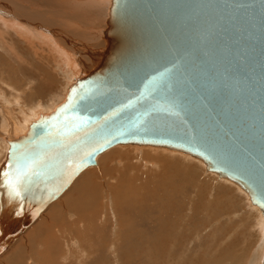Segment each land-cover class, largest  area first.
I'll list each match as a JSON object with an SVG mask.
<instances>
[{"label": "bare ground", "instance_id": "6f19581e", "mask_svg": "<svg viewBox=\"0 0 264 264\" xmlns=\"http://www.w3.org/2000/svg\"><path fill=\"white\" fill-rule=\"evenodd\" d=\"M112 1L110 8L92 5L89 0H55L52 2L57 5L55 7L39 6L34 8L29 5H23L16 0H0V22L6 28L21 33L25 39L24 42H27L23 44L25 45V49L20 48V51L24 55L17 51L13 53L22 60L23 65L28 63V60L24 59L25 56L28 59L34 58L42 70H47L44 73L42 72L43 75L50 76L48 79L43 77H39L36 80L29 79L31 87H26V90L24 89V84L22 89L13 88L18 86L11 78L9 80H1V84L5 90H0V103L2 104L3 102V105H0V124H2L0 132L4 134V136L0 135V164L7 160L10 142L26 136L30 130V126L34 122L41 116H48L54 112L57 108L54 107L55 105L59 106L65 102L70 89L78 80L86 79L90 75L99 74L101 67H106L108 72L100 73L102 76L94 80L99 82L94 86L96 88L95 95L101 96L97 99L100 102L97 105H105L112 101L111 93L118 95L121 91L126 92L130 90L124 81L138 80L136 74L148 72L146 69L149 65L146 64L147 59H157L158 56L147 52L160 48L161 43L157 41L159 29H156V31L151 29L150 33L147 34L148 37L143 36L142 33L147 17L128 5H124L121 9L116 8V11H114ZM104 2L105 5H109L110 0H104ZM248 15L251 24L250 28L243 34V37L251 43L264 33V0H255L249 6ZM34 40L36 42L35 45L32 44ZM38 47L44 48V50H38ZM47 47H51L54 50L51 68L49 64L50 59L45 55ZM251 49L252 52L245 59L252 60L250 63L251 73L262 74V81L258 82L251 77L222 79L217 72L213 73L211 68L206 69L205 65L192 68L189 67L188 63H184L187 66L185 69H179L172 73L174 84L171 83L169 88L173 89V92L168 91V95L165 97L168 99L187 98L188 101L195 103L192 112L198 113L200 109L202 110V106L196 102L202 101L197 100L195 102L197 97L193 101L188 98L189 93H191V87L188 84L193 78L201 77L205 79L209 103L214 105L226 117L225 123L222 126L223 131L228 134H236L235 124L238 126L237 121L239 120H242L246 126L264 129V114L260 112V110L264 109V37L262 36L261 43L251 45ZM145 50L146 52L139 57V51ZM157 55L159 54L157 53ZM138 65L139 67H137ZM127 72L134 74V76L125 78L124 74H128ZM26 73L25 71H21L20 75L28 77ZM51 76L58 79L64 76L67 78L64 81H68V83L72 81L69 90H63L65 92L64 95L59 96L57 94V96L55 95L56 93L54 94L55 89L60 87L62 83L59 82L57 85L56 80ZM160 77L162 79V76ZM158 80V76L155 75V83ZM34 82L40 85L35 86V90L39 91V99L41 101L35 105H29L24 97L27 95L26 93L30 92ZM224 90L232 93L228 97H225ZM53 96L55 98V105L48 107L46 104H49L53 99L50 98V101L44 102L45 99L43 98ZM102 96H107V98L103 97V99ZM251 109L255 110L256 113L252 114ZM29 115L33 117L29 119ZM192 118H195V120L192 123L187 122V124L193 125V123L202 119V114L199 116L194 115ZM178 123L179 128L181 120ZM182 123H184L183 120ZM244 131L252 130L244 128ZM162 135L167 136L165 134ZM167 137L174 139L170 136ZM71 145L73 144L68 143L61 148H55L57 149L58 156L56 160L57 164L52 161L55 157L44 155V165L39 170L37 177L32 181L24 179L20 174L15 175L13 173L14 162L19 160L17 154L13 155L12 162H10L7 170L8 176H4L0 182V264H44L47 260V254L54 255L56 253V255H60V252L61 259L64 262L66 260L65 252L68 256H71L72 250L74 251L72 257H83V259L77 261L78 264H100V261L105 264L146 263L139 258L140 255H144L148 263H150L154 258H157L156 256L158 255L156 254H165L167 252L164 243L168 242V237L171 233L186 232V228L184 229L181 221L182 219L185 221L186 215L183 218V214H179L184 211L185 207L184 201H181V198L185 196L184 188L189 184H194L192 181L197 178L199 180V177L197 176L195 179L191 177L192 175L188 177L191 172L187 168L190 173L186 174L188 171L186 172L185 169L189 166L188 163H191L194 166L193 168L200 169V164L196 163L199 159L168 148L117 145L103 152L108 153L110 150V153L106 156L102 157L103 153L100 154L96 158V162L97 160L99 161L96 166H90L75 174V168L80 158L75 162H69L70 164H67V169L63 166L70 154L75 155L78 153ZM85 145L87 144L85 143ZM121 146L122 148H120ZM125 147L128 149H125ZM130 147H137V149L133 148V150H139L136 156ZM36 149L39 148H35V151ZM86 149H81L80 157L85 155ZM159 155L170 157L173 160H169V158L163 161ZM174 160L178 161L181 166L184 165L186 167L182 168L173 162ZM113 161L121 164L125 162L124 176L126 178L116 185L106 181L112 166L110 164ZM137 163L156 169L164 167L165 171L159 176V182H165L157 185L154 184L156 186L153 185L155 187L153 188V186H148L145 182L143 183L136 174L133 181L134 178L130 174L131 176L129 177L132 178L133 184L137 181L140 183L138 182L139 184L134 185V198L127 200L128 196L125 191L124 182L129 178L128 172L134 171ZM31 164L32 159L27 158L24 166ZM36 165L35 161V165L31 166ZM97 166H99L98 171L91 170ZM190 168L192 169L191 166ZM202 172L204 173L205 171L203 170ZM207 172L206 176L208 178L211 175L218 176ZM146 174L149 176L148 173ZM196 175L194 173V176ZM217 178L223 182L220 183L222 185H217V182L215 183L222 191L233 186L229 183L230 180L219 176ZM148 179L150 178L148 177ZM216 186L212 187L210 191L211 196L213 189L217 193ZM235 189L237 195L239 193L242 194L238 188ZM168 190L174 191L175 202H171L172 200L169 199ZM16 192H19L20 195L17 196ZM198 192L201 193L200 191ZM195 193H193L194 196H196ZM227 194L226 197H224V194L220 196L231 202L232 193L228 192ZM121 200H124L122 205H120ZM216 201H218V198ZM228 204L227 202V206ZM245 204L246 210L241 209V212L233 214L232 217L240 218L241 216L243 219H241V222H245V220L248 221L246 215L251 217L249 215L250 212H255L256 223L260 227L259 231L262 228L264 230V215H261L263 212L252 205L251 201L249 204ZM168 206L169 209L167 210ZM230 209L228 207L225 211L219 210L218 212L223 214ZM89 210H92V213ZM143 210H147L145 221L142 216ZM156 210L164 220L169 219V213L173 215L178 214L182 219H179L174 224L166 223L165 221L158 224L154 217ZM211 211L214 212L215 210ZM67 212V215L64 214ZM106 212L112 215L113 218L109 222L114 224V226H121V223L125 220L129 222L130 230L123 240L119 236H116L114 239L113 237L108 239V236L92 239L93 234L87 232V229L96 230L100 227ZM260 212L262 213L260 214ZM64 218H68L67 223H64ZM121 219L122 222L120 221ZM144 225L145 228H143ZM249 228L256 231L257 226L252 222ZM65 230L68 231L66 232ZM71 230L75 231L80 239H84L87 242L94 241V243L85 245L84 243L74 241L72 236H70ZM184 240L180 242L184 244ZM180 242L179 246H182ZM160 244L163 245V250H161ZM258 244L260 245L258 251L256 250L257 252L249 264H259L260 260L263 259L260 257L259 251L264 248V240ZM233 248L230 247L232 250ZM134 252H136L135 257L133 256ZM262 252L264 251H261V254H264ZM261 256L264 257V255ZM233 257L230 252L225 259L227 261L231 258L233 259ZM174 263L177 262L175 261ZM212 263L214 264L215 262ZM212 263L211 261H206L201 264Z\"/></svg>", "mask_w": 264, "mask_h": 264}, {"label": "water", "instance_id": "95a60500", "mask_svg": "<svg viewBox=\"0 0 264 264\" xmlns=\"http://www.w3.org/2000/svg\"><path fill=\"white\" fill-rule=\"evenodd\" d=\"M254 1L113 0L114 11L128 5L147 17L143 36L148 37L151 29H159L160 48L147 52L158 56L157 59H147L148 72L136 74L138 80L124 81L130 90L118 95L111 93L112 101L105 105H97L101 96L95 95L94 86L99 82L94 80L102 76L100 73L108 72L106 67H101L99 74L78 80L65 102L34 122L26 136L10 142L7 160L0 169V182L15 154L19 160L14 162L13 173L32 181L44 165V155L55 157L52 161L57 164L55 148L68 143L78 153L70 154L63 166L67 169L69 162L80 158L75 174L96 166V158L111 147L155 146L199 159L208 172L239 185L249 195L252 205L264 214V129L246 126L239 120L238 126L235 124L236 134L223 131L226 117L209 103L205 79L201 77L193 78L188 84L191 87L188 98L202 101L196 102L202 106L198 113L192 112L195 103L187 98L165 97L168 91L173 92L169 88L174 84L172 73L185 69L184 63L192 68L205 65L222 79L251 77L262 81V74L251 73L252 60L245 59L252 52L251 45L261 43L264 37L263 33L251 43L243 37L250 28L248 9ZM145 52L139 51V57ZM155 75L159 78L156 83ZM132 76L124 74L125 78ZM231 93L224 90L225 97ZM260 112L264 114V109ZM200 114L202 119L187 124L195 120L192 116ZM244 128L252 131L246 132ZM35 148L39 149L35 151ZM82 148L87 151L80 157ZM27 158L32 159L31 165L36 161L38 166H24Z\"/></svg>", "mask_w": 264, "mask_h": 264}, {"label": "rangeland", "instance_id": "374dc122", "mask_svg": "<svg viewBox=\"0 0 264 264\" xmlns=\"http://www.w3.org/2000/svg\"><path fill=\"white\" fill-rule=\"evenodd\" d=\"M11 1H13V0H11ZM16 1L21 3V4H23V5H29V6H32L34 8L35 7H39V6H51V7L57 6L56 4L52 3L55 0H16ZM61 1H63V0H61ZM89 2H90V4L95 5V6H99L101 8H104L105 6H106L105 8H110V4H111V0L109 2V5L108 4L105 5L104 0H89ZM24 41H25V39L21 35V33H17L13 29L6 28L0 22V90L1 89L5 90L4 87L1 84V80H7V79L9 80L11 78V79H13L15 81V84L18 86V87H13V88H15V89L21 88L22 89L23 88L22 86L24 84V89L26 90V87H31L30 83H29V79L30 80H36V79H39V77H43V78L48 79L50 77V76H44L43 75V73L46 72L47 70L46 69L42 70L37 65V62L34 60V58L28 59L25 56L24 59H27L28 63H25L23 65L22 60L17 55H15L13 53L14 51H17V52L22 54V52L20 51V48L25 49V45H23V44L27 43V42H24ZM32 44L33 45L36 44L35 40H34V42ZM42 49L44 50V48H42ZM42 49L38 47V50H42ZM53 51L54 50H52L51 47H47L46 48L45 55L47 56V58L50 59V61H49L50 68L52 66V60L54 58V52ZM22 55H24V53ZM21 71L27 72L26 74H27V76L29 78L26 77V75H23V77H22L20 75ZM51 77L56 80L57 85H58L59 82L62 83V85L60 84V87L55 89L54 94L56 93L55 95L58 94L59 96L64 95L65 94L64 91L66 89L69 90V86H70L72 81L69 82V83H68V81L67 82L64 81V80L67 79L64 76L59 78V79L58 78H54V76H51ZM35 86H40V85H39V83H37V82L35 83L34 82V85H32V89L30 90V92L28 91L29 93H26L27 95H25V97H24V98H26L27 103L29 105H31V104L35 105L36 103L41 101L39 99V95H40L38 93L39 91L35 90ZM61 91H62L63 94L61 93ZM50 98H52L53 100H51ZM43 99H45L44 102H46V101L48 102V101L51 100L49 102V104L45 103L46 105H48V107H50L52 105H55L54 96L53 97H48V98H43ZM0 105L2 106L3 102H2V104L0 103ZM54 107H58V106L55 105ZM31 117H33V116L29 115V119ZM0 126H2V124H0ZM0 135L4 136V134H2V132H0ZM120 148H122V146ZM130 148H132L131 151L136 156V154H137V152L139 150H133L134 147H130ZM118 149H119V147H118ZM125 149H128V148L125 147ZM134 149H137V147H135ZM143 149H147V148H143ZM155 149H161V148H155ZM109 153H110V150L108 151V153L107 152L103 153V156L102 155L101 156L104 157V155L106 156ZM159 157L163 161L170 158V157H166V156H162V155H159ZM171 159L172 158H170L169 160H171ZM183 161H188V160H183ZM5 162H1L0 169L4 165ZM97 162H99V161L97 160ZM173 162H175L176 164L180 165V163L178 161H176V160H174ZM196 163L200 164V165L198 164L199 168H200L198 170L196 168H193L194 166L191 163H188L189 164V166L187 165L188 167H186L184 165H182V166L180 165L182 168L186 167V169H185L186 172L188 171L187 168H189V170H190V172L192 174L188 171V173H186V174L190 173V175H188V177H190L191 175H192L191 177H194L193 179L197 178V176L199 177V180H198V178L196 180H193L191 178L193 180L192 182H194V184L192 183V184H189L187 186L185 185L186 188H184L186 197L185 196L182 197L181 201H184L185 207H184V211L180 212L179 214H183L182 215L183 218L186 215L185 216V218H186L185 221L178 214L173 215V214L169 213V219H165L164 220V219L161 218V216L159 215L160 213L157 210L154 213L155 221L158 224H160L163 221H165L166 223L174 224L179 219H182L181 220L182 221V225L184 226V229L186 228V232L184 233L183 231H181V232H173V233H171V235L168 237V242L164 243V247H166V249H167V252L165 254H156V255H158V256H156L157 258H154L150 263H148V260L145 258L144 255H140L139 258L144 260L146 263L139 262L138 264H177V263H179V264H201V263H204L206 261L207 262L211 261V263L215 262L214 264H222V263L223 264H249L251 262L253 256L255 255V253L258 251V247L260 246L258 243H261L264 240V237H263L264 230L262 228L261 231H259L260 227L256 223L255 212H252V211L250 212L249 215L251 217L246 215L248 221L245 220V222H241V219H242L241 216H240V218L232 217L233 214H235L237 212H241V209L242 210L243 209L246 210L245 209V206H246L245 203L249 204V202H250V197L248 196V194L245 193L238 185H236L235 183L230 182V181H229V183L231 185H233L234 188L232 186V187H228L225 191L224 190L222 191L215 184L216 182H217V185H222L220 183H223L217 178L218 176H212L211 175L212 178L209 179L211 176L209 178H208V176H206V172L207 171H206V166L204 165V163L201 162L200 160H197ZM110 165H112V166L110 168L109 174L107 175L106 181H108L109 183H112L113 185H116L122 179L126 178V176H124L125 162H123L121 164V163H116V162L113 161V162H111ZM135 166H136V168L134 169V171H129L128 172L129 173L128 177L132 175V178H134L133 181L135 180V177L137 176V177H140V179L142 180L143 183L145 182L146 185L148 184V186H151V187L154 184L157 185V184H162V183L165 182V181L164 182H159V176L162 174V172L164 173V171H165L164 167L156 169L154 167L145 166V165L143 166V165H140L138 163ZM190 166L192 167V169L190 168ZM98 167L99 166L94 167L91 170L92 171H98L99 170ZM149 168H150V170H149ZM143 169L145 170V172H144ZM146 170H147V172H146ZM203 170L205 171L204 173L202 172ZM154 171H155V173H154ZM196 172H198V173H196ZM146 173H148L149 176H147ZM194 173H195V175L196 174L197 175L194 176ZM135 174H136V176H135ZM145 176H146V178H145ZM148 177L150 179H148ZM201 177L203 178V180H202ZM132 178L129 177L124 182L125 191H126V194L128 196L127 200L134 198V196H133L134 185L140 183L139 181H137V182H135V184H133ZM206 178H208L209 180L206 179ZM156 185H154V186H156ZM193 185H195V186H193ZM154 186H153V188H155ZM189 186H190V188H189ZM213 186L217 187V193H215L214 189H213V193H212L213 198L211 199L212 196L210 195V191H211ZM235 188H238V190L242 194L239 193L238 194L239 196H238L235 193L236 192ZM194 190H195L196 193L194 192ZM158 191H160V190H158ZM198 191H200L201 193H199ZM228 192L232 193V198L228 197V198L232 199L231 202L228 199L224 198V197H226L228 195L227 194ZM193 193H195L196 196H194ZM214 193H215V195H213ZM168 194H169V199L172 200L171 202H175L176 198H175V195H174V191L168 190ZM222 194H224V197L220 196ZM219 196H220L221 199L219 198ZM217 198H218V201H216ZM201 201L207 207L205 205H203ZM158 202H159V200H158ZM215 202H217V203H215ZM227 202L229 203L228 206H227ZM123 203H124V200H121L120 201V205H122ZM214 203H215V205H214ZM212 206L215 207V208H213ZM228 207H230L231 209L228 212H224L223 214L221 213L222 214V216H221V214L218 211L219 210L220 211H225L226 209H228ZM164 209H165V207H164ZM168 209H169V206L167 207V210ZM203 209H206V210H203ZM210 209L211 210H215V211L212 212ZM89 211L92 213V210H89ZM146 213H147V210H143L142 211V216H143L144 221L146 220ZM208 213H210V214H208ZM248 213H249V211H248ZM261 213L262 212H260V214ZM64 214L67 215L68 212L64 213ZM261 215L263 216L264 214L262 213ZM104 217L105 218L102 219L100 227H98L96 230L87 229V232L93 234L92 239L93 238H97V237H106V236H108L107 237L108 239L111 238V237H113V239H114L116 236H119L121 238V240H123L128 235L129 230H130V224H129V222L127 220H125L123 223H121V226H119V225L114 226V224L109 222L110 219L113 218L110 213L106 212L104 214ZM230 217L233 220H231ZM122 219L120 220L121 222H122ZM63 221H64V223H67L68 218H64ZM252 222H254L256 224V226H257L256 231L253 230L252 228H249V227H251ZM110 225H112V226H110ZM244 227H245V230H244ZM143 228H145V225L143 226ZM246 228H248V229L246 230ZM65 231L67 232L68 230H65ZM70 236H72L74 241H77V242H80V243H84L85 245H89L91 243H94V241L87 242L84 239H80L79 236L76 235L75 231H72V230H71V235ZM185 237H187V238H185ZM248 237L251 238V239H249ZM170 238H172V239H170ZM235 239H236V241H235ZM182 240H184L186 243L183 241L184 244H182L180 242ZM179 242H180V244H182V246H179ZM236 243H237V245H236ZM241 243H242V246L244 247L243 249H242ZM254 244H255V246H254ZM233 246H234V248H233ZM235 246H237V247H235ZM230 247L233 248V250L230 249ZM160 248H161V250H163V245L162 244H160ZM180 248H182V249H180ZM236 250H237V252H236ZM233 251H234V253H233ZM261 251H264V248L261 249ZM261 251H259V253H260V257H262L263 259L261 258L262 260H260L259 264H264V257L261 256V255H264V254H261ZM59 252H60V250H59ZM230 252L232 253V255L234 257H233V259L231 258L230 260H227V261H230V262H227L225 258H227L228 254ZM73 253H74V251L72 250L71 256H68L66 254V252H65L66 260L64 262L61 259V252H60V255H56V253L54 255L47 254V256H46L47 260L44 262V264H78L77 261H80L81 259H83V257H72ZM262 253H264V252H262ZM222 255H223V258H222ZM133 256L134 257L136 256V252H134ZM178 258H179V260H178ZM173 260H175L177 263H174L175 261L173 262ZM178 261H180L181 263L178 262ZM100 264H105V263L100 261Z\"/></svg>", "mask_w": 264, "mask_h": 264}, {"label": "snow or ice", "instance_id": "6c2138e0", "mask_svg": "<svg viewBox=\"0 0 264 264\" xmlns=\"http://www.w3.org/2000/svg\"><path fill=\"white\" fill-rule=\"evenodd\" d=\"M8 176V173H5V177H7ZM19 179V178H18ZM9 183H10V181H9ZM14 191H15V189H13ZM16 195L17 196H19L20 195V193L19 192H16Z\"/></svg>", "mask_w": 264, "mask_h": 264}]
</instances>
